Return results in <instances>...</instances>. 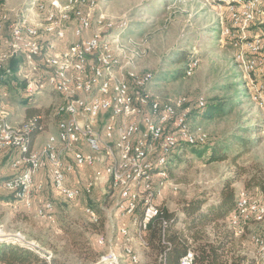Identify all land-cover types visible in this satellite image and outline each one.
I'll return each mask as SVG.
<instances>
[{
    "label": "rangeland",
    "instance_id": "rangeland-1",
    "mask_svg": "<svg viewBox=\"0 0 264 264\" xmlns=\"http://www.w3.org/2000/svg\"><path fill=\"white\" fill-rule=\"evenodd\" d=\"M97 1L100 10L96 15L103 12L106 21L112 24V32L120 33L127 46L126 55L118 56V59L125 64L132 58V66L126 68L128 74H152L154 81L148 92L163 105L185 99L182 109L188 113L190 130L195 132L201 128L207 135L205 148L208 153L199 156L193 153L196 149L190 148L194 146L181 144L171 155L168 179L154 181L155 188L164 192L161 195L163 206L171 212L181 213L184 204L196 198L207 204L216 203L221 189L230 182L236 194L246 190L252 199L264 205V111L252 101L248 76L235 61L238 50L233 39L223 35L228 25L226 8L205 0ZM30 3L31 0H0V12L14 17ZM10 23L12 21L0 29L2 45L10 37ZM252 28L243 36L245 43H249L248 33L252 38L257 34L258 28ZM182 53H188L199 63L189 74L195 60L191 61L186 65V75L176 78V71L182 67L179 63ZM13 63L17 65L16 72ZM41 69L42 72L25 65L22 58L14 59L8 68V76L16 83L14 99L18 106H39L43 114L41 125L48 128L47 123L56 119L55 108L61 97L45 82L35 88L34 94L25 93L29 81H44L37 74L44 73L42 65ZM0 96L1 115L7 119L3 113L4 93ZM200 102L206 104L203 110L197 108ZM42 133L36 145L48 136ZM245 142L248 146L240 149ZM182 146L186 147L180 149ZM216 150L225 152L228 159L211 162L210 156L216 154ZM15 156L11 151L0 156V241L6 239V243L29 248L44 256L50 264H133L125 254V238L121 237L120 229L126 227L134 234L139 216H123L117 211L118 198L110 180L106 177L99 180V170H92L97 169L98 163L94 168L80 170L82 181L97 184L96 189L93 186L89 195L74 201H66L54 192L48 184L51 180L42 175L40 181L43 180L46 188L35 195L34 205L40 208L46 201L53 203V218L49 219L38 217L34 209L25 208L14 193L4 188V182L13 176L11 162ZM89 207L96 211L97 223H93L86 213ZM90 224H96L97 229ZM228 227L235 230L236 244L242 254L260 264L252 237L264 238V216ZM178 228L184 230L185 224L181 223ZM206 230L212 237L211 228ZM100 237L105 239L104 246L107 247L98 246ZM111 245L116 248L110 254L107 249ZM132 247L140 257L137 264H153L147 247L141 246L136 238ZM91 250L98 253L95 254L99 255L97 262L92 259L94 253Z\"/></svg>",
    "mask_w": 264,
    "mask_h": 264
},
{
    "label": "bare ground",
    "instance_id": "bare-ground-1",
    "mask_svg": "<svg viewBox=\"0 0 264 264\" xmlns=\"http://www.w3.org/2000/svg\"><path fill=\"white\" fill-rule=\"evenodd\" d=\"M205 1H211L218 4V7H224L228 10V25L225 26L223 35L233 39L234 47L238 50L235 55V61L248 76L252 101L259 109L264 111V63L259 62L257 58L260 56L264 62V0ZM82 5L87 12H99L100 10L97 0H45V6H40V0H31L30 5L21 14L14 17L7 12H0V29L3 24L12 21V24L10 23L11 26L9 25L11 27L10 37L5 42V49L0 50V71L6 70L7 66L9 68L14 59L22 58L25 65L28 64L30 67L42 72L38 61H33V57H41L44 62L50 63V70L57 74V81H70V74L64 73V68H71L74 64H78V58H83V46L91 47L92 39L98 38L96 45L97 57L105 66L95 76L90 101H84V113L86 115H95L93 101L99 100V96L104 94V89L111 77V86L114 89L107 90V98H112V106L120 110H128L127 118H133V122H142L143 116L145 121L149 122L150 134L154 135V137L145 138V142H143L144 152L160 153L161 141H155V137H161L162 127H164L165 131H173L174 122H181L182 141L172 145V152L169 153L165 162H156L143 170L142 184H137L136 193H144L145 186H149V179L152 184L156 180L168 179V164L171 155L181 144L186 146L206 144L208 141L207 135L201 128H198L195 132L190 130L188 113L182 109L186 103L185 99L179 98L172 105H163L160 101L153 99L148 92L150 84L154 81L152 74L144 76H130L128 74L126 68L129 65L132 66V58H128L125 64L118 59V56L126 55L127 46L120 33L112 32V24L106 21V16L103 12L96 16L82 14V23H88V29L90 30H100V35L103 36L99 37V31H91L89 37L86 29H78L79 13L82 10ZM11 17L14 19L12 20ZM253 26L258 28L257 34H254L252 42L245 43L243 36ZM60 30L61 36L58 33ZM14 31H16V37ZM69 36H72L73 40H69ZM20 41L22 48H29L30 53H18ZM61 43H66V45L61 47ZM198 63L199 61L195 60L190 65L189 74H192L193 70L198 67ZM42 67L44 69V66ZM40 72H37V74L44 78V73ZM133 78L137 82H148L143 83L142 87L144 109H139L141 107V98H137L139 86L133 84ZM5 80L6 78H0V94ZM57 81L45 82L61 97V102L55 108L56 132L49 134L43 145L54 148L57 157L56 165H64V163H67V156H64L67 152V143L66 136H62V131L70 132L71 121L67 93L58 86ZM28 93L34 94L35 88L30 89ZM120 93H127L129 101L121 99ZM157 104L163 110L170 111V115H173V121H167V115L163 111H157ZM205 107L206 104L204 102L197 103L198 109L203 110ZM0 119H2V122L0 120L2 132H7L8 136H13L14 138H22L23 152L33 153L35 151V143L31 144V135L37 128L35 120L13 124L1 115V109ZM84 127L93 128V121L84 120ZM102 127L110 128L109 117H102ZM124 139H128L127 148H136V138H132V131H125ZM99 142L109 145V148H107L108 164H110L112 173H119V152H121L122 144L121 128L112 129L110 134H99ZM78 154H80L81 159L90 158V166H83V168H94L97 166L98 155H91L90 146L87 143L78 142ZM22 160H24V153H17L11 162V169H14L15 162H22ZM34 161L43 162V154H34ZM44 162L55 164V155L44 154ZM34 170H41V163H34ZM22 181L23 173H16L6 180L3 185L5 189L11 191V187L6 186H12L14 183H21ZM51 182L53 189L59 195L68 201H74L70 199V195H67V190L58 189L57 180H51ZM93 186L92 182H86L83 190L81 188H73V196L76 197V200L83 198L91 193ZM115 187L124 188V179L112 180L114 193ZM44 189L45 186L42 183L36 182V192H43ZM13 193L14 197L20 201V192ZM154 193L155 196H161L162 190H158L154 186ZM244 198H247V202H244ZM44 204L46 206L40 208H35L34 205L36 215L40 218H53L52 215L49 217L48 207L51 209V214H53L54 204L50 201H46ZM240 204H242V209L237 214ZM25 208L32 210L31 207ZM87 209L89 211L86 210V213L90 219H97L98 222L97 213L91 207ZM138 209L139 204L137 206ZM140 210V216L138 218L135 216L137 222L135 235L131 234L129 230L125 232V228L120 229V235L125 238L124 251L128 258V253L134 251L132 247L134 238L139 241L141 246H146L145 233L154 219L159 216V212L152 213L151 222L148 225L141 224L150 212V202L142 201ZM117 211L126 216L127 207H120L119 210L118 206ZM134 215H136V212L131 216ZM263 216L264 205L259 200L252 199L248 191L241 190L237 194L236 207L231 214V226L236 227L242 222L249 223L257 217ZM98 241L99 246L106 244L103 237H100ZM252 242L258 250V262L264 264V238L253 236ZM190 254L195 256L192 250L187 251L185 256L181 258L180 264H193L194 260L183 262ZM41 257L44 258V256ZM139 260L140 257L135 255L136 264Z\"/></svg>",
    "mask_w": 264,
    "mask_h": 264
},
{
    "label": "built area",
    "instance_id": "built-area-1",
    "mask_svg": "<svg viewBox=\"0 0 264 264\" xmlns=\"http://www.w3.org/2000/svg\"><path fill=\"white\" fill-rule=\"evenodd\" d=\"M40 6H45V0H40ZM96 13L97 11L87 12V10H84L83 5L82 10L79 13L78 29H86L89 37L91 31H99V37L103 36L100 35V30H90L88 29V23H82V14L96 16ZM58 33L61 36V30ZM14 35L16 37V31H14ZM97 39H92L91 47L83 46V58H78V64H74L71 68H64V73L70 74V81H57V74L50 70V63L44 62V59L41 57H33V61H38V65L44 66V81H35V79L29 81L25 86V93H28L30 89L40 88L41 82L49 81H57L58 86H60L61 89H64L67 93L71 130L70 132L62 131V136H66L67 152L64 156H67V163H64V165H56L57 157L54 148L46 147L44 145L37 146L36 140L35 151H33V153L23 152L22 138L8 136L7 132H2L0 127V156L7 151L14 152L15 154L24 153V160H22V162H15L14 169H11L13 174L23 173V181L6 187H11V194H13V192H20V202H22L24 207H31L34 209L35 195L41 193L36 192L37 177L44 172H47L49 180H57L58 189L67 190V195H70V199L76 200V197L73 196V188L85 189V182L87 180L74 185L70 182V176L77 170H82L83 166H90V158L81 159L80 154H78V142H85L90 146L91 155H98L97 169L92 170H99V180L106 177L110 180L112 185V180L124 179V188L115 187L119 210L120 207H127L126 216L132 215L136 212L138 204L142 203V201L150 202V212L147 218L141 223L148 225L151 222L152 213L160 212L162 207H164L162 204V196H155L154 186L156 184L150 183V179L149 186H145L144 193H136V186L137 184H142L143 170L145 168L156 162H165L169 153L172 152V145L182 141L181 122H174L173 131H165L164 127H162L161 137H155V141H161L160 153L144 152L143 142H145V138L154 137V135L150 134L149 122L145 121L144 116L142 122H133V118H127L128 110H120L119 108H114L112 106V98H107V90L114 89L111 86V77L104 89V94L99 96V100L93 101L95 105V115H86V113H84V101H90V94L95 81V76L100 72V69L105 66V64L100 62L97 57ZM252 41V35L248 33L247 42ZM21 52L30 53V50L29 48H22L20 41L18 53ZM257 58L259 62L264 63L260 56ZM8 74L7 66L6 70L0 71V78L8 79ZM143 83L148 82H137V80L133 78V84L139 86V95L137 96V98H141V107L139 109L145 108L143 107ZM120 97L121 99H127L129 101L127 93H120ZM8 98L9 92L5 89V104H7ZM157 111H163V113L167 115V121H173V115H170V111L163 110L159 104H157ZM102 117H109L110 128L102 127ZM0 120L2 122V119ZM84 120H92L93 128H85ZM35 121L38 125H41V120ZM43 128L46 132V127ZM114 128H121L122 133L121 152H119V173H112L110 164H107V148H109V145L107 143L99 142V134H110V131ZM125 131H132V138H136V148H127L128 139H124ZM34 154H43V162H35ZM44 154H54L55 164H47V162H44ZM34 163H41V170H34ZM96 187L97 184H94V190ZM173 191L176 192V189H173ZM244 202H247V198H244ZM43 206H46V204H43ZM241 209L242 204L239 205L237 214H239ZM48 214L49 217H51V209L49 207ZM91 220L94 223L97 222V219ZM126 231H128V228L125 227V232ZM97 244L99 246V241H97ZM99 247L103 248L107 246ZM115 248L116 247H112L111 245L107 251H110L111 254V252H115ZM135 255V251L128 253L129 261H132L133 264H136ZM188 260H195V256H191L190 254L187 259L183 260V262ZM104 264L115 263L105 262Z\"/></svg>",
    "mask_w": 264,
    "mask_h": 264
},
{
    "label": "trees",
    "instance_id": "trees-1",
    "mask_svg": "<svg viewBox=\"0 0 264 264\" xmlns=\"http://www.w3.org/2000/svg\"><path fill=\"white\" fill-rule=\"evenodd\" d=\"M187 54L182 53L179 56L182 67L176 71V78L184 77L186 65L195 60L193 56ZM14 65L15 63L12 64V68L16 72L17 65ZM41 112L40 109H28L27 121L40 120ZM41 126L37 124V128L31 135V144H34L36 138L44 131L43 127L47 128L46 125ZM206 144L190 148L196 149L193 152L196 155L203 156L208 153ZM247 146L248 142H245L239 148L244 149L243 147ZM183 147L186 146L180 149ZM215 152L216 154L210 156L211 162L228 159L227 154L222 150ZM233 159L236 160V158ZM48 184L50 185V182ZM232 185L233 183L230 182L223 186L219 200L213 204H207L206 201L196 198L184 204L181 213L171 212L166 207H162L159 216L154 219L145 233L147 244L143 247H147L153 264H180L181 258L189 250L195 254L193 264H257L256 260L242 254L236 244L235 230L228 227L237 200L236 190ZM140 214L139 208L136 216ZM181 223L185 224L184 230L178 228ZM95 225L90 224L94 230L97 229ZM209 227L212 237L206 230ZM28 249L18 244L0 243V264H50L35 251ZM91 252L94 253L92 250ZM95 254L98 253H94L92 259L97 262L99 255Z\"/></svg>",
    "mask_w": 264,
    "mask_h": 264
},
{
    "label": "crops",
    "instance_id": "crops-1",
    "mask_svg": "<svg viewBox=\"0 0 264 264\" xmlns=\"http://www.w3.org/2000/svg\"><path fill=\"white\" fill-rule=\"evenodd\" d=\"M69 40H73L72 36H69ZM65 45H66V43H61V47L65 46ZM2 47H4L3 49H5V46L2 45V41L0 40V50H3V49H1ZM13 76H11V77L13 78ZM15 84L16 83H15V81L13 79H11V78L9 79L8 78L6 80V82H5V84L3 85L4 87H2L1 94L4 93L5 89L9 92V98L7 99V104L8 105L5 104V100H4L3 113L7 117L8 120L10 119V121L13 124H20V123H23V122L27 121V119H28L27 110L28 109H31V108L32 109H40V107L39 106H30V107L29 106H25V107L18 106V104L15 102V99H14V97L16 95V92H17V88L15 87ZM42 117H43V114H42ZM47 125H48V128H47L48 130L46 129V132L44 131L43 133H47L49 135L51 133H55L56 132V119L55 118L53 120H51L50 123H47ZM40 136H41V134L36 138V142H37V140H38V138ZM47 137H46V139H47ZM46 139L41 144H39L37 146L42 145L46 141ZM34 146H35V144H34ZM80 174H81V171L77 170L74 174H72L70 176V182L72 184H74V185L75 184H80L81 182H83L82 181L83 178H81ZM42 175L48 176V173L44 172L43 174L39 175L37 177V183H42L45 186L44 182H42L43 180L40 181V178L44 177ZM50 185H51V188L53 189L51 181H50ZM45 188H46V186H45ZM53 191L56 192L54 189H53ZM59 196H61V195H59ZM62 198H64V197H62ZM66 201H68V200H66ZM135 230L137 231V227H136ZM135 234L136 233H134L133 235H135Z\"/></svg>",
    "mask_w": 264,
    "mask_h": 264
},
{
    "label": "water",
    "instance_id": "water-1",
    "mask_svg": "<svg viewBox=\"0 0 264 264\" xmlns=\"http://www.w3.org/2000/svg\"><path fill=\"white\" fill-rule=\"evenodd\" d=\"M1 241L4 242V243L8 242L6 239H2ZM1 241H0V242H1Z\"/></svg>",
    "mask_w": 264,
    "mask_h": 264
}]
</instances>
